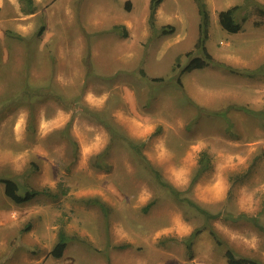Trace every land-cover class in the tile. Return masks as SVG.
Masks as SVG:
<instances>
[{
  "label": "rangeland",
  "instance_id": "obj_1",
  "mask_svg": "<svg viewBox=\"0 0 264 264\" xmlns=\"http://www.w3.org/2000/svg\"><path fill=\"white\" fill-rule=\"evenodd\" d=\"M149 2L0 0V177L52 193L16 203L0 182V264L264 262L261 228L183 200L264 225V0H203L218 64L184 73L197 2Z\"/></svg>",
  "mask_w": 264,
  "mask_h": 264
},
{
  "label": "trees",
  "instance_id": "obj_2",
  "mask_svg": "<svg viewBox=\"0 0 264 264\" xmlns=\"http://www.w3.org/2000/svg\"><path fill=\"white\" fill-rule=\"evenodd\" d=\"M161 1L162 0H150L149 4H150L151 17L157 5ZM195 1L197 2L198 13L200 15V21L198 24L199 34H198L197 41L195 43V48L199 50L201 54L190 56L191 53L188 52L187 54L190 57L188 58V61L186 62V64L181 67L179 71L180 73H184V72L190 71L195 68H202L211 63L218 64V62L212 57V55L209 53V51L207 50L205 46V40L207 38V22H208V13L205 7V3L203 2V0H195ZM27 2L30 6L32 5V0H27ZM254 6L260 13L264 14V6H261L258 4ZM243 8L241 5H233L226 9L220 10L218 13V18H219V22L222 28L230 33H237L241 31L243 22L242 20H240L239 12ZM39 30H40L39 31L40 33L42 31V27ZM205 157H204V153H202L200 157L201 165H199V167L197 168L191 184L194 183L196 179L198 178V176L207 168V163H204ZM0 182L4 185L5 195L16 203L26 202L32 199L33 197H35L36 195L42 194V193L52 195V193H50L46 189L40 190V189H34V188H28V189L25 188L23 191L20 192L19 190L20 186L18 185V183L14 179L9 178V177H0ZM161 184L163 186H166L171 192L178 194L177 191L173 189V187H171V185L163 181H161ZM183 200L187 201L189 205L195 207L207 219L214 218L217 216H221V218L225 220H231V221L246 219V220L251 221L253 224H255L256 226H258L264 231V225L259 221V218L257 216H248L245 213H239L235 215L231 212L213 214V213H210L208 210L200 207L199 205H197L196 203H194L188 198L184 197ZM92 201L96 202L97 200L92 199ZM199 232H200V229H196L185 239L187 251H190L192 247L193 239ZM209 232L215 238L218 244L222 243V240L220 239V237L217 235V233L213 229L210 228ZM66 246H67L66 234L63 231H60L58 235V239L56 243L54 244L53 248L51 249V254L54 257H60L64 249L66 248ZM224 255L226 257L227 264H264V262L256 258L238 255L230 247L225 248Z\"/></svg>",
  "mask_w": 264,
  "mask_h": 264
}]
</instances>
